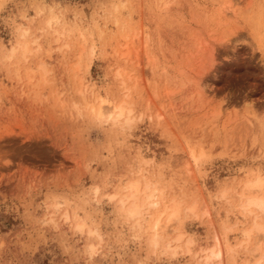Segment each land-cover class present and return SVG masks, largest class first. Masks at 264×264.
<instances>
[{"label":"rangeland","instance_id":"rangeland-1","mask_svg":"<svg viewBox=\"0 0 264 264\" xmlns=\"http://www.w3.org/2000/svg\"><path fill=\"white\" fill-rule=\"evenodd\" d=\"M54 18L62 37L45 31ZM24 29L51 76L36 103L0 68V264H78L70 227H42L50 194L115 240L96 264H126L140 250L114 201L134 168L158 175L162 194L201 199L264 168V0H0V47ZM101 104L127 111L102 119ZM208 206L187 230L238 264L224 210Z\"/></svg>","mask_w":264,"mask_h":264},{"label":"clouds","instance_id":"clouds-1","mask_svg":"<svg viewBox=\"0 0 264 264\" xmlns=\"http://www.w3.org/2000/svg\"><path fill=\"white\" fill-rule=\"evenodd\" d=\"M63 28L58 19L45 21L49 37H57ZM64 35H69L67 30ZM37 36L24 29L11 44L0 47V68L11 72L36 103H43L44 81L51 73L39 59ZM120 127L118 124L116 131ZM162 187L158 175L141 168L130 171L120 184L114 204L123 239L128 247L134 245L140 250L126 264H218L212 245L187 230L189 222L208 216V200L223 209L227 217L219 231L232 242L229 255L237 257L238 264H264V168L241 175L234 182L218 183L204 199L181 189L162 194ZM41 222L42 227L53 230L62 225L70 227V234L80 245L78 264H96L97 258L115 245L89 212L74 210L56 193L47 197Z\"/></svg>","mask_w":264,"mask_h":264},{"label":"bare ground","instance_id":"bare-ground-1","mask_svg":"<svg viewBox=\"0 0 264 264\" xmlns=\"http://www.w3.org/2000/svg\"><path fill=\"white\" fill-rule=\"evenodd\" d=\"M230 5H231V2H230ZM233 11H234V9H233ZM54 19H57V18H54ZM59 20V19H58ZM60 34H63V32L62 33H60ZM59 34V35H60ZM61 36V35H60ZM62 37V36H61ZM59 38V37H58ZM120 76V75H119ZM130 79V78H129ZM125 83V82H124ZM122 84H123V82H122ZM124 85V88H125V84H123ZM129 90V89H128ZM102 100H103V102L102 103H106L105 101H107V100H105V99H103L102 98ZM108 102V101H107ZM107 104V103H106ZM105 104V105H106ZM110 104V103H109ZM112 104V103H111ZM110 104V105H111ZM114 104V103H113ZM112 104V105H113ZM108 106L109 105H107V108L103 105V104H101L99 107H98V112H97V114H99L98 116L100 117H102V116H104V115H108L110 118H112V117H114L115 119L114 120H117V119H119L120 117H123V115L125 114V110L127 111V109H124V106L123 107H121V106H111V107H109L108 108ZM76 107V106H75ZM94 109H95V106L93 107ZM129 109V108H128ZM95 111H96V109H95ZM129 111H130V109H129ZM132 111V110H131ZM128 114V112H126V115ZM100 117V118H101ZM105 117V116H104ZM108 117V118H109ZM102 119H103V117H102ZM126 119H128L127 117H126ZM130 120V119H129ZM128 120V121H129ZM126 121V120H125ZM264 132V131H263ZM199 156V155H198ZM197 156V158L198 159H200V157H198ZM195 157H196V155H195ZM195 157L193 158V159H195ZM196 158V159H197ZM215 246V245H214ZM213 246V248L216 250V254H217V258H221L222 257V255H223V249H222V246H221V243H219V241H218V247H217V245L214 247ZM223 259V258H222ZM219 264V263H218ZM220 264H222V261L220 262ZM224 264V263H223Z\"/></svg>","mask_w":264,"mask_h":264}]
</instances>
